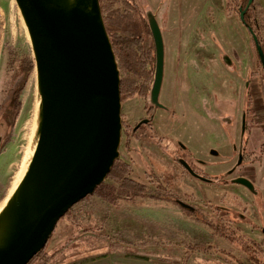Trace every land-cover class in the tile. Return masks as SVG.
Wrapping results in <instances>:
<instances>
[{
	"label": "rangeland",
	"instance_id": "rangeland-1",
	"mask_svg": "<svg viewBox=\"0 0 264 264\" xmlns=\"http://www.w3.org/2000/svg\"><path fill=\"white\" fill-rule=\"evenodd\" d=\"M239 1L235 0V7ZM136 2L139 13L152 11L157 15L163 32L166 61L160 102L170 111H158V140L152 141L146 134L139 141L127 143L128 136L123 132L119 160L133 168L134 179L144 183L150 194L135 203L123 200L113 204L97 194L85 199L78 206L80 219L94 222L101 229L98 234L82 235L68 245L73 237L76 238V230L68 220L59 222L46 247L49 254L59 251L51 264H237L216 248L233 252L243 264H253L239 249L217 237L211 225L226 223L219 215L218 207L244 213L245 206L253 198L262 207L258 211L252 210L251 216L256 225L264 227V161L248 164L244 170L261 192L259 197H254L237 185L199 183L190 178L172 157L174 145L181 139L191 148L194 158L216 162L212 170L214 174L224 175L229 169L227 160L233 156L234 150L230 143L224 142L226 127L218 122L215 124L214 119L240 109L243 85L239 84L238 75L245 74L247 68L258 70L249 31L240 21L237 8L228 10L227 0ZM255 4L264 43V0H255ZM215 38L222 49L219 50ZM8 48L33 58L16 1L0 0V112L7 107L3 102L6 99L4 83ZM220 51H227L234 57L235 54L241 55L243 62L239 63V71L227 72L218 61ZM29 85L32 86V99L25 112V93ZM36 100L34 72L21 95L20 110L13 117L11 136L0 154V204L8 195L23 162L27 165L37 121ZM144 105L145 96L140 95L123 103L126 127L132 128L139 121ZM213 151H218L220 157H216ZM106 183L111 180L108 178ZM178 199L195 207L196 212L177 205L174 200ZM232 227L242 236L264 245L261 230L253 233L251 227L236 223ZM144 242L154 245L143 247ZM111 243L124 246L126 251L112 253ZM198 245L215 247L209 252L190 250V246Z\"/></svg>",
	"mask_w": 264,
	"mask_h": 264
},
{
	"label": "water",
	"instance_id": "water-1",
	"mask_svg": "<svg viewBox=\"0 0 264 264\" xmlns=\"http://www.w3.org/2000/svg\"><path fill=\"white\" fill-rule=\"evenodd\" d=\"M15 1L35 61L37 121L25 174L0 210V264H30L46 249L68 212L106 183L120 159L124 129L122 70L100 0ZM254 1L238 10L244 24ZM147 19L156 46L147 101L165 108L164 37L152 11ZM253 39L264 69L261 40ZM233 183L254 190L248 179Z\"/></svg>",
	"mask_w": 264,
	"mask_h": 264
},
{
	"label": "trees",
	"instance_id": "trees-1",
	"mask_svg": "<svg viewBox=\"0 0 264 264\" xmlns=\"http://www.w3.org/2000/svg\"><path fill=\"white\" fill-rule=\"evenodd\" d=\"M249 1L240 0V5L235 7V0H227V8L232 11L234 8L241 6L245 10ZM100 2L108 33L111 36L121 70L124 73L122 79V101L124 103L137 95L145 96V88L147 83L153 79L155 70V49L153 41L150 43L149 26L146 21L142 20L140 13L136 12L134 4L130 0H107L106 7L103 6L102 0ZM34 72V58L20 55L12 48L7 49L6 87L7 93L12 95L13 98L14 115H17L20 110L21 95ZM128 136H131L130 133H128ZM134 174L135 172L129 164L118 160L109 176L111 183H105L100 186L95 194L113 204H118L123 200L135 203L139 198L148 197L150 193L147 186L134 179ZM81 203L73 207L61 220H68L76 230V238L73 237L68 245L82 237V235L98 234V230L101 229L94 222H84L80 219L78 206ZM211 227L217 237L228 241L236 249H239L253 264H264L263 243L242 236L239 230L233 229L232 225L228 223H216L211 225ZM105 240L109 241L107 238ZM153 245L154 243H142L143 247ZM110 246L112 253L126 251L124 246L115 243H111ZM214 247L211 245H198L190 246V250L209 252ZM215 250L223 253L234 263L243 264L233 252L219 248ZM58 253L59 251L55 252V254H49L46 248L30 264H51ZM165 260L168 261L169 259L166 258Z\"/></svg>",
	"mask_w": 264,
	"mask_h": 264
},
{
	"label": "flooded vegetation",
	"instance_id": "flooded-vegetation-1",
	"mask_svg": "<svg viewBox=\"0 0 264 264\" xmlns=\"http://www.w3.org/2000/svg\"><path fill=\"white\" fill-rule=\"evenodd\" d=\"M130 1L134 4L136 12H139V7L136 0H130ZM106 3L107 0H102V4L104 7H106ZM238 5H240V1ZM240 7L241 6H239L237 10H239ZM147 13L148 12L146 11L144 13H140V15L142 20L146 21L149 26ZM155 16L159 23L156 14ZM244 18L246 24L244 23L243 24L249 31V40L255 49L256 56L258 59L257 60L258 70L254 71L247 68L245 74L238 75L239 78L237 80H239L240 82L239 84L243 85V96H242L240 109L238 108L237 111H233L232 113H227L226 115L221 116L219 119H214L215 124L218 122L222 126L226 127L224 131V142L230 143L234 150L233 156L229 160H227V163L229 162L228 164H230L229 169L225 172L224 175L214 174L212 170L214 169L216 162L215 161L209 162L207 160L199 159L197 157L194 158V153L193 151L190 150L191 148H189L183 141H181V139L176 141V145H174L175 149L172 150V157H173V161L179 166H181L184 169L185 173L190 178L194 179L195 181H198L199 183L210 186L237 185L248 191L251 196L259 197L261 195V192L254 186L252 182L251 183L254 186L253 191L249 190L247 187L233 183V180L237 178H245L251 181L248 178V174H247L248 172H244L247 165L253 163H263L264 161V69L259 59V55L255 46V41L253 39V34L256 35L259 40H261L263 49H264V43L262 39L263 38L262 27L256 16L255 1L253 5L248 9L247 13L244 15ZM240 21L242 22L241 15H240ZM149 31H150V36H149L150 43L151 41H153L154 49H155V67H156V46L150 26H149ZM215 39L217 42V46L219 47V50L222 49L223 46L218 43L217 38ZM218 59L220 64L227 70L228 73L239 71L238 70L239 63L243 62V58L241 57V55L235 54L234 57L233 54H230L227 51L226 52L220 51L218 55ZM248 59L249 58H247V62L249 61ZM243 71H245V69ZM154 74H155V70H154ZM6 78L7 75H6V62H5L4 91L6 94L5 95L6 99H4L3 103H5V105L7 104L6 105L7 107L5 108V111L0 112V143L2 140L5 141L6 137L4 136L8 134V129L10 124L13 125V120H14L13 117L15 112L13 108L12 95L7 93ZM153 81H154V76L153 79L147 83V87L145 88L146 93H145V105L143 109V116L132 128H128L124 125V129H123L124 134L128 136V133H130L131 135L130 137L128 136L127 143H131L132 140L139 141L143 137H145L146 134H148V136L151 138L152 141L158 140L157 137L160 130L159 128L160 124L158 123L160 117L158 115V111L164 110L166 112H169L170 109H168L166 106L165 108H156L148 104L147 98L150 94ZM214 106H215V102L213 101L212 109H214ZM0 108H2V106H0ZM144 121L147 122L144 123ZM8 140L9 138L6 139L5 141L6 144ZM158 144L160 145V143ZM4 147L5 144L1 146L0 148L1 152L4 149ZM216 152L217 154L215 153L213 154L216 157H220L219 152L218 151ZM181 161L187 162V164H189L193 172L187 170L181 164ZM150 182L153 183L152 177ZM174 201L176 202L177 205L181 206L183 209L188 210L192 213L196 212L197 210L195 207L190 206L181 199ZM256 201L255 199L251 198L250 204L246 205L243 210L244 213L235 211V209L232 208L218 207L219 215H221V217L225 219L224 221L229 225H234V223H236L239 226L242 225L248 226L252 228L251 232L260 233L261 230L262 231L261 235H264V227L256 225L253 217L251 216L253 212L252 210L258 211L262 207L261 204L258 202L256 203ZM182 203L189 205L190 207L186 208L184 207V205H182ZM252 240L258 242L255 239Z\"/></svg>",
	"mask_w": 264,
	"mask_h": 264
},
{
	"label": "bare ground",
	"instance_id": "bare-ground-1",
	"mask_svg": "<svg viewBox=\"0 0 264 264\" xmlns=\"http://www.w3.org/2000/svg\"><path fill=\"white\" fill-rule=\"evenodd\" d=\"M20 13V11H19ZM21 16V14H20ZM22 18V17H21ZM23 20V19H22ZM35 77H36V72H35ZM34 79V78H33ZM26 96H25V103H24V111L26 112L27 109H29L30 107V104H31V96H32V86L29 85L26 89ZM25 171H26V165L25 163L23 162L21 168H20V171L18 172V174L16 175L15 179H14V182H13V185L11 187V189L9 190L8 192V195L6 196V198L1 202L0 204V210L2 208H4V206L7 204L8 200L11 198V196L13 195V193L15 192L18 184L20 183V181L22 180L24 174H25Z\"/></svg>",
	"mask_w": 264,
	"mask_h": 264
}]
</instances>
